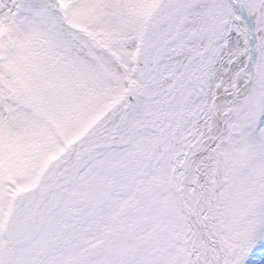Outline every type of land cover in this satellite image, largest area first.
<instances>
[{
    "label": "snow or ice",
    "instance_id": "snow-or-ice-1",
    "mask_svg": "<svg viewBox=\"0 0 264 264\" xmlns=\"http://www.w3.org/2000/svg\"><path fill=\"white\" fill-rule=\"evenodd\" d=\"M0 264H264V0H0Z\"/></svg>",
    "mask_w": 264,
    "mask_h": 264
}]
</instances>
